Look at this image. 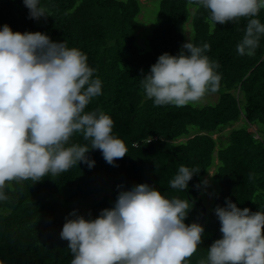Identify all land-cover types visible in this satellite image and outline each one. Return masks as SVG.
Returning a JSON list of instances; mask_svg holds the SVG:
<instances>
[{
  "label": "trees",
  "instance_id": "trees-1",
  "mask_svg": "<svg viewBox=\"0 0 264 264\" xmlns=\"http://www.w3.org/2000/svg\"><path fill=\"white\" fill-rule=\"evenodd\" d=\"M39 3L46 18L35 20L29 18L24 0H0V30L7 25L13 32H40L86 54L88 65L95 69L93 79L102 82V95L93 98L85 112L109 115L113 135L125 142L128 153L113 166L101 151L90 150L88 157L95 161L91 169L81 162L35 184L13 182L5 190L8 200L0 201V264H71L74 257L60 236L66 220L73 218L64 203L106 193L89 207L85 219H95L114 207L110 200L117 201L121 191L139 184L149 185L165 198L187 199L192 204L185 223L200 224L205 232L203 243L186 264H200L213 242L222 238L217 206L226 207L231 200L240 209L264 212V35L254 55L241 56L237 45L247 19L215 24L196 3L159 0L156 25L146 37L148 49L143 50L136 45L135 35L139 0ZM255 18L264 23V9ZM189 21L191 42L209 44L205 54L220 65L218 100L205 106H155L141 81L162 54L177 56L184 51ZM239 120L242 126L231 129L227 144L217 148L213 134ZM248 126H256L257 131H249ZM70 143L90 148V141L81 134H75ZM215 165L211 180L217 182L218 192L206 208L201 179ZM180 166L199 170L182 191L169 185ZM58 194L62 197L54 199Z\"/></svg>",
  "mask_w": 264,
  "mask_h": 264
},
{
  "label": "clouds",
  "instance_id": "clouds-1",
  "mask_svg": "<svg viewBox=\"0 0 264 264\" xmlns=\"http://www.w3.org/2000/svg\"><path fill=\"white\" fill-rule=\"evenodd\" d=\"M206 9L215 24L248 20L237 45L241 55L252 56L264 35L258 16L264 0H189ZM30 19L45 17L39 0H24ZM173 56L162 54L141 81L155 106L184 107L198 103L220 89V65L205 53L210 45H183ZM88 57L65 42H53L43 33H20L4 25L0 30V201L13 182L58 176L83 162L91 169L90 150L102 152L113 166L124 158L125 142L113 135L114 121L102 111L85 112L102 95V82L93 79ZM75 134L90 141L70 143ZM198 169L185 166L169 182L185 190ZM207 184V181H204ZM199 187V185H197ZM192 204L165 198L147 184L121 191L113 208L98 218L72 212L60 233L68 242L71 264H186L203 243L205 229L188 225ZM222 238L213 242L200 264H264V212L240 209L231 200L217 206Z\"/></svg>",
  "mask_w": 264,
  "mask_h": 264
},
{
  "label": "rangeland",
  "instance_id": "rangeland-1",
  "mask_svg": "<svg viewBox=\"0 0 264 264\" xmlns=\"http://www.w3.org/2000/svg\"><path fill=\"white\" fill-rule=\"evenodd\" d=\"M139 2L141 4V13L138 16V20H139L140 24H139L138 29L135 32L136 45L139 48H142L141 46H143L142 49L147 50L148 46H147L146 37L150 33L151 29L153 27H155V25H156V15H157V11H158L159 0L157 2H156V0H139ZM184 33L186 35V38L184 40V43L182 44V48H183V45L185 43L191 42L192 38H193V31L191 30L190 21L187 23ZM218 96L219 95L217 93L207 94L198 103L189 104V105H192V106L211 105V104H214L218 100ZM242 124H243V121L239 120L238 122L230 124V126L222 128L218 132L214 133L212 137L217 141V148L226 142L227 135L231 129L239 127V126L241 127ZM244 125H246V123H244ZM190 129H192V128H190ZM248 130L251 132H256L257 127L256 126H248ZM181 140H183V139H181ZM226 144L227 143H225L224 145H226ZM215 163H217V161ZM215 171H216V165L212 166L211 169L208 171L207 175L201 179V183L203 185L202 201H203V204L206 208H210L211 203H212V199H213L212 196H214L213 194L218 192L217 182H215L214 180H211V176L213 173H215ZM204 181H207V184H205ZM105 194H103V195H105ZM203 194H204V196H203ZM103 195H99V196L92 195V196L88 197L86 200L80 201V203H74L73 204V203L65 202L64 203L65 206H63V207L65 208V207L69 206L68 209L71 213L76 212L77 215H80V216H83L84 218L85 217L87 218L90 205L93 204L94 202L98 201L99 199H101V197ZM107 195L109 196V194H107ZM57 197H62V195L58 194L54 199H57ZM110 202L112 203L113 206L116 203V201H114L113 199H111Z\"/></svg>",
  "mask_w": 264,
  "mask_h": 264
}]
</instances>
